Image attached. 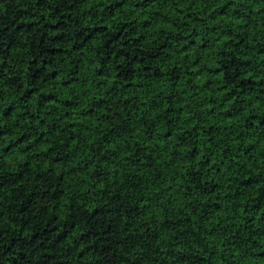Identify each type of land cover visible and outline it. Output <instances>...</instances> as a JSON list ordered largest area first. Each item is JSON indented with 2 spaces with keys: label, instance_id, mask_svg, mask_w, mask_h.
Segmentation results:
<instances>
[{
  "label": "trees",
  "instance_id": "1",
  "mask_svg": "<svg viewBox=\"0 0 264 264\" xmlns=\"http://www.w3.org/2000/svg\"><path fill=\"white\" fill-rule=\"evenodd\" d=\"M0 264H264V0H0Z\"/></svg>",
  "mask_w": 264,
  "mask_h": 264
}]
</instances>
